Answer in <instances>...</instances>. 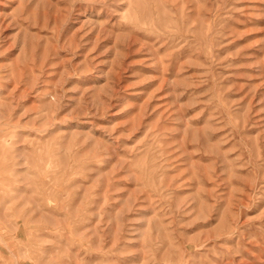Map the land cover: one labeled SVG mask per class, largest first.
I'll return each mask as SVG.
<instances>
[{
	"label": "rangeland",
	"instance_id": "374dc122",
	"mask_svg": "<svg viewBox=\"0 0 264 264\" xmlns=\"http://www.w3.org/2000/svg\"><path fill=\"white\" fill-rule=\"evenodd\" d=\"M36 263L264 264V0H0V264Z\"/></svg>",
	"mask_w": 264,
	"mask_h": 264
},
{
	"label": "bare ground",
	"instance_id": "6f19581e",
	"mask_svg": "<svg viewBox=\"0 0 264 264\" xmlns=\"http://www.w3.org/2000/svg\"><path fill=\"white\" fill-rule=\"evenodd\" d=\"M9 215V214H8ZM2 217V216H1ZM9 219V218H8ZM27 220V219H26ZM16 233V232H15ZM19 237V236H18ZM40 242V241H39ZM34 256H36V255H34ZM37 264V263H36Z\"/></svg>",
	"mask_w": 264,
	"mask_h": 264
}]
</instances>
